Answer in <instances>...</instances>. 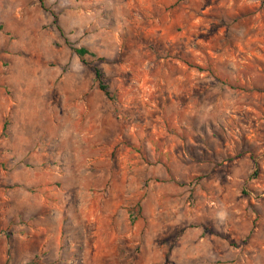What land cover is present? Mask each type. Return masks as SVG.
<instances>
[{
    "label": "rangeland",
    "instance_id": "374dc122",
    "mask_svg": "<svg viewBox=\"0 0 264 264\" xmlns=\"http://www.w3.org/2000/svg\"><path fill=\"white\" fill-rule=\"evenodd\" d=\"M42 1L0 0V264H264V0Z\"/></svg>",
    "mask_w": 264,
    "mask_h": 264
},
{
    "label": "trees",
    "instance_id": "16d2710c",
    "mask_svg": "<svg viewBox=\"0 0 264 264\" xmlns=\"http://www.w3.org/2000/svg\"><path fill=\"white\" fill-rule=\"evenodd\" d=\"M41 7L42 8H45L44 7V3L42 0H38ZM53 16V24L56 25V28L58 29V31L63 35V30L62 28L57 24V18L54 14H52ZM72 51L74 52L75 55L78 56V58L80 59V61L87 65V66H90L93 71H94V76H95V80L98 84V89L104 94V96H106L108 99H111V95L108 91V87L107 85L104 83V78H103V73L102 71L97 67V66H91L85 59V56L86 55H91V56H94L93 53H91L86 47H77V48H72ZM136 212V214H135ZM138 213V214H137ZM128 217H129V220L131 222V224H134L140 217V213L139 211H129L128 212Z\"/></svg>",
    "mask_w": 264,
    "mask_h": 264
},
{
    "label": "crops",
    "instance_id": "0c3cea01",
    "mask_svg": "<svg viewBox=\"0 0 264 264\" xmlns=\"http://www.w3.org/2000/svg\"><path fill=\"white\" fill-rule=\"evenodd\" d=\"M131 223V222H130Z\"/></svg>",
    "mask_w": 264,
    "mask_h": 264
}]
</instances>
